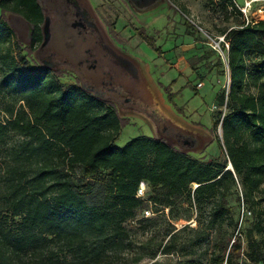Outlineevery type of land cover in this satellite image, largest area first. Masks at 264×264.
<instances>
[{
  "label": "trees",
  "instance_id": "trees-1",
  "mask_svg": "<svg viewBox=\"0 0 264 264\" xmlns=\"http://www.w3.org/2000/svg\"><path fill=\"white\" fill-rule=\"evenodd\" d=\"M212 3L225 20L217 37L225 35L230 42L226 65L231 77L228 110L214 121L215 127L222 124L224 140L218 136L221 159L215 161L191 157L150 136L118 146L123 120L112 105L79 85L63 88L50 71L39 68L34 74L18 67L8 49L3 56L10 71L6 81L15 87L16 99L7 111L10 118L0 121V137L15 133L19 139L0 161V264H114L132 245L125 222L149 203L157 211L169 208L174 213L180 205H192L193 199L202 204L205 197H217L208 223L215 228L234 212L229 194L238 183L243 187L237 197L240 212L258 213L257 193L264 181V20L247 23L233 0ZM0 11L7 41L18 39L8 11L37 28L44 19L40 0H1ZM36 34L41 38L39 31ZM148 38L149 45H155V39ZM16 45L21 47L19 40ZM29 48L33 53L34 39ZM207 57L205 53L198 59ZM21 60L28 61L26 56ZM142 181L149 184L144 198L137 195ZM141 221L152 224L156 218ZM174 228L167 230L170 238L159 243L151 257L158 250L169 254L179 249V230ZM194 230L193 243L200 244L207 235ZM260 263L264 248L253 229L247 247L240 231L222 234L209 261H187Z\"/></svg>",
  "mask_w": 264,
  "mask_h": 264
},
{
  "label": "rangeland",
  "instance_id": "rangeland-1",
  "mask_svg": "<svg viewBox=\"0 0 264 264\" xmlns=\"http://www.w3.org/2000/svg\"><path fill=\"white\" fill-rule=\"evenodd\" d=\"M212 1L170 0L172 11L147 25L144 28L146 31L137 28L138 24L134 23L129 15H120L119 30L115 31V35L128 46L124 47L113 42L112 50L126 65L131 62L140 68L135 76H129L127 68L118 67L113 62L108 63L135 96L141 94L145 99H149L143 91L147 85L144 68L146 63L150 76L163 91L165 100L169 102L167 93L171 94L173 100L170 103L174 104L178 113L190 123L202 125L211 130L214 138L207 146L211 139L210 135L204 131L198 132L194 149L197 151L203 149L202 151L185 152L203 161H215L217 157L221 159L218 136L224 143L222 124L215 127L214 121L221 112L225 114L228 110L227 93L231 83L228 69L226 68V72L222 73L223 67L227 66V61L213 48L214 39L217 38L220 28L225 25V20ZM45 2L51 6L50 0ZM238 2L244 3V0H238ZM183 9H186L187 13ZM126 22L128 25L121 28ZM10 24L16 31L18 39L13 36L10 41L4 40L8 29L0 28V121L4 122L10 118L7 111L15 103L16 89L14 86H9L6 81L10 71L3 61V56L8 49H11L12 57L16 60L18 67L34 74L39 71V67L32 58L33 53L30 51L29 44L26 43L34 39L33 24L17 15H12ZM153 27H160V29L156 31ZM148 36L155 39V45H149ZM18 40L21 47L16 45ZM205 53L208 57L199 60L198 56ZM22 56L27 57L26 63L22 62ZM127 59H130V62ZM11 61L10 59V64ZM55 77L65 89L77 85L70 75L55 73ZM224 92H226L225 99L222 97ZM21 103L16 105V111L19 110ZM141 135H151L147 125L136 117L125 118L121 132L116 138V144L125 146L131 139ZM4 136L3 139L0 137V161L5 159L8 148L19 139L15 133ZM242 192L241 183L232 188L229 200L234 207V212L227 214L219 223V227L215 228H209L208 223L217 205V197H205L202 204L193 199L192 205L190 203L180 205L174 213L169 208L157 211L149 203L144 209L138 211L136 217L125 222L131 231L132 245L118 255L114 264H187L189 259L209 261L216 251V243L220 235L230 236L240 231L244 247H247L250 229L254 230L255 237L261 241L264 248V181L261 190L257 193V214L249 210L240 212L237 197L239 194L242 195ZM147 208L150 209V215L147 217L156 218V222L152 224L141 221L146 216L144 211ZM237 222H239L238 226ZM187 224L189 226L183 228ZM172 225L175 227L174 231L179 230V249L169 254L158 250L155 257H151V253L158 249L159 243L170 238L167 230ZM260 227H263L262 230ZM191 228L204 231L207 235L206 239L200 244H194L193 239L197 231ZM182 243H185V246H182ZM139 255H142L141 260H137Z\"/></svg>",
  "mask_w": 264,
  "mask_h": 264
},
{
  "label": "flooded vegetation",
  "instance_id": "flooded-vegetation-1",
  "mask_svg": "<svg viewBox=\"0 0 264 264\" xmlns=\"http://www.w3.org/2000/svg\"><path fill=\"white\" fill-rule=\"evenodd\" d=\"M153 1L151 5L150 0H50V6L45 0H40L44 19L39 29L34 25V60L42 70L70 75L90 95L112 105L119 117L120 114H135L147 125L151 137L172 142L186 152L192 149L182 147L179 140H187L188 135L192 134L191 130L166 107L148 83L143 91L149 99L141 94L135 96L108 64L113 62L118 67L127 68L129 76L138 73L140 67L132 64L130 59H127L130 62L127 65L119 60L111 44L115 42L128 46L115 35V31L119 30L120 15H129L138 24L137 28L143 31L162 16L156 12L161 0ZM172 9L171 6L169 12ZM47 16L51 34L44 45ZM150 19L153 20L147 23ZM127 25L126 22L121 28ZM153 28L156 31L160 29ZM38 31L41 38L36 34ZM45 61L49 63L44 64ZM155 86L163 92L157 84ZM164 91L167 93L166 88ZM167 94L168 100L172 102L171 94Z\"/></svg>",
  "mask_w": 264,
  "mask_h": 264
},
{
  "label": "water",
  "instance_id": "water-1",
  "mask_svg": "<svg viewBox=\"0 0 264 264\" xmlns=\"http://www.w3.org/2000/svg\"><path fill=\"white\" fill-rule=\"evenodd\" d=\"M154 1L153 0H150V4L153 5ZM172 6V3L170 2V0H161V3L159 6H157V11L156 12H160L159 15H164V14H168L170 8ZM12 15H16V14H13L12 12H7V17L9 19L10 16ZM19 16V15H17ZM21 17V16H19ZM12 18V17H11ZM22 18V17H21ZM23 19V18H22ZM25 20V19H24ZM153 19H150L147 21V23L151 22ZM44 34H45V41H44V45L48 42L49 38H50V34H51V30H50V23H49V16L46 17V23L44 25ZM27 44L31 45L32 42H26ZM33 56H34V52H33ZM49 62L48 61H45L44 64H48ZM144 68L146 70V77H147V83L149 84V86L159 95L160 99L162 100V102L166 105L167 108H169L171 111H173V113L176 114V117L179 121L182 122V124L186 127H188L192 134L188 135V138L187 140H179V144L182 146V147H188V148H191L192 150L190 151H194V152H200L202 151L203 149H201L200 151H197L195 149H193L196 145V141H197V138H196V134H198L199 131H204L206 132L207 134L210 135V140L208 141V143L206 144V146L210 143L211 140H213L214 136L212 135V132L210 129L208 128H205L204 126L202 125H198V124H195V123H190L188 120L185 119V117L178 113V111L174 108V106L170 103V101L168 102L167 100H165V98L163 97L164 94L162 92H160L157 87L155 86V82L153 80V78L150 76L149 72H148V68L146 66V63L144 64ZM131 118V117H136V118H139L137 117L135 114H126V115H122L120 114V118L123 120L125 118ZM221 129L223 130V127H221ZM147 136H150L151 135H147ZM168 142V141H167ZM172 146H174L175 148L177 149H180L176 144L172 143V142H169ZM181 150V149H180ZM183 151V150H182ZM188 152V151H186Z\"/></svg>",
  "mask_w": 264,
  "mask_h": 264
},
{
  "label": "built area",
  "instance_id": "built-area-1",
  "mask_svg": "<svg viewBox=\"0 0 264 264\" xmlns=\"http://www.w3.org/2000/svg\"><path fill=\"white\" fill-rule=\"evenodd\" d=\"M236 7L243 13L247 23L257 22L264 20V0H244V3H239L238 0H233ZM216 49L227 61L228 51L230 49V42L226 39L225 35H220L214 39ZM229 71V66L227 65ZM202 85V84H201ZM149 190V184L146 181H142L140 187L138 188V197L144 198ZM145 215H150V210L146 209Z\"/></svg>",
  "mask_w": 264,
  "mask_h": 264
}]
</instances>
